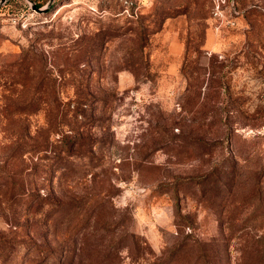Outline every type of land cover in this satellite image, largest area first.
I'll return each instance as SVG.
<instances>
[{
	"label": "rangeland",
	"instance_id": "obj_1",
	"mask_svg": "<svg viewBox=\"0 0 264 264\" xmlns=\"http://www.w3.org/2000/svg\"><path fill=\"white\" fill-rule=\"evenodd\" d=\"M0 264H264V0L0 4Z\"/></svg>",
	"mask_w": 264,
	"mask_h": 264
},
{
	"label": "water",
	"instance_id": "obj_2",
	"mask_svg": "<svg viewBox=\"0 0 264 264\" xmlns=\"http://www.w3.org/2000/svg\"><path fill=\"white\" fill-rule=\"evenodd\" d=\"M7 0H0V4L6 2ZM31 8L36 10V11H42V9H39L35 4L31 5Z\"/></svg>",
	"mask_w": 264,
	"mask_h": 264
},
{
	"label": "trees",
	"instance_id": "obj_3",
	"mask_svg": "<svg viewBox=\"0 0 264 264\" xmlns=\"http://www.w3.org/2000/svg\"><path fill=\"white\" fill-rule=\"evenodd\" d=\"M36 6H39V5H36Z\"/></svg>",
	"mask_w": 264,
	"mask_h": 264
}]
</instances>
